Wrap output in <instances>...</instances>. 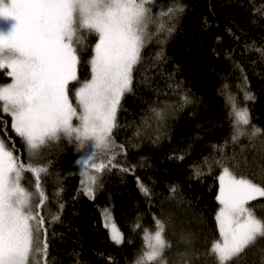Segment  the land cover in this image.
Here are the masks:
<instances>
[{
    "label": "trees",
    "instance_id": "16d2710c",
    "mask_svg": "<svg viewBox=\"0 0 264 264\" xmlns=\"http://www.w3.org/2000/svg\"><path fill=\"white\" fill-rule=\"evenodd\" d=\"M165 4L182 5L185 11L169 39L162 44L153 40L144 49L143 64L134 73L133 92L125 95L117 113L120 127L114 130V137L127 152L117 159L132 171L113 169L104 174L103 187L97 186L92 199L83 194L80 166L74 163L82 151L78 142L61 138L32 159L34 165L49 170L42 175L49 199L41 211L46 218L49 256L56 264H135L144 251V230L155 231L153 216L168 225L166 238L172 243L165 253L168 264H215L205 253L219 238L215 216L220 168L209 173L204 167V174L196 177L192 166L216 156L214 146H224V154L236 156L239 164L251 161L252 168L240 167V174L264 182V139L256 138L252 145L245 138L239 145L225 144L230 141L232 125L224 100L231 90L243 104L240 89L250 91L254 96L247 101L251 123L264 129V56L252 50L264 48V0H160L159 8ZM95 39L89 35L79 52L81 82L91 76L89 61ZM157 54L164 57L158 69ZM146 76L149 84H145ZM8 80L6 70L0 71V85ZM185 95L191 97V103L184 104L181 97ZM151 108L164 109L166 118L161 122L151 119V126L135 137L142 119L152 117ZM0 121L8 124L6 134L0 125V137L9 146L15 141L17 154L27 160L23 144L11 130V117L0 113ZM181 155L183 160L175 158ZM137 178L152 190L151 199L140 191ZM33 183V177L25 174L22 184L32 192ZM173 186L176 198L169 199ZM254 204L256 214L264 218V199ZM105 209L125 236L121 245L111 241L104 227ZM56 215L58 221L47 223ZM261 248L264 241L248 250L238 264H264Z\"/></svg>",
    "mask_w": 264,
    "mask_h": 264
},
{
    "label": "snow or ice",
    "instance_id": "6c2138e0",
    "mask_svg": "<svg viewBox=\"0 0 264 264\" xmlns=\"http://www.w3.org/2000/svg\"><path fill=\"white\" fill-rule=\"evenodd\" d=\"M159 2L0 0V21L7 25L0 28V71L6 70L11 79L10 83L0 85V113L11 117V130L27 153V160L21 159L15 141L9 146L0 137V264H56L49 256L46 218L41 211L49 199L42 175L49 170L32 163L50 143L61 138L78 142L82 151L74 163L80 166L82 192L89 198H95L97 186L103 187L104 174L113 169L132 171L117 159L121 154L127 155L125 146L114 137V130L120 127L117 113L125 95L133 92L134 73L143 64L144 49L153 40L162 44L169 39L185 11L179 4L159 8ZM150 26L155 28L154 32ZM82 33L96 38L89 61L91 76L83 82L78 76V46L85 43ZM252 50L264 56V48ZM155 59L158 69L164 57L157 54ZM149 83L146 76L145 84ZM167 87L173 89L171 83ZM175 89L179 91L178 83ZM240 91L243 104L231 90L224 97L232 125L230 141L225 144L239 145L241 138H245L252 145L256 138L264 139V129L251 123L247 101L254 96L246 89ZM181 99L184 104L191 103L188 95ZM150 111L152 117L142 119L135 137H141L143 129L151 126V119L161 122L166 118L164 109ZM0 125L6 134L7 121H0ZM214 147L216 156L205 157L201 166H192L196 177L204 174V167L209 173L214 167L220 168L216 196L220 207L215 216L219 238L211 242L205 255L215 264H238L248 250L264 241V218L256 214L254 204L264 199V182L257 183L240 174L237 157H227L224 146ZM175 158L183 160L184 156ZM25 174L33 177L34 192L23 186ZM137 180L140 191L151 199L152 190ZM169 192V199H175L177 189L173 186ZM59 218L53 216L47 223ZM153 221L155 231L144 230V251L136 264H168L165 253L172 248L166 238L168 225L156 216ZM104 227L109 229L115 245L125 242L107 209ZM135 227L139 228V223ZM260 250L264 252V248Z\"/></svg>",
    "mask_w": 264,
    "mask_h": 264
},
{
    "label": "rangeland",
    "instance_id": "374dc122",
    "mask_svg": "<svg viewBox=\"0 0 264 264\" xmlns=\"http://www.w3.org/2000/svg\"><path fill=\"white\" fill-rule=\"evenodd\" d=\"M149 7H152V5H149ZM7 25L4 23V22H2V21H0V28H3V27H6ZM150 31H155V28L154 27H151L150 26ZM82 36H83V38H84V41L86 42V40L88 39V37H89V35L87 34V33H82L81 34ZM95 43V42H94ZM85 46V43L84 44H81V45H79L78 46V50H79V52L80 51H82L83 50V47ZM94 46V44L92 45V47ZM92 52H91V57H92ZM91 57H90V60H91ZM90 79V78H89ZM11 82V79L9 78V80H8V82H6V83H4V84H2V85H6V84H8V83H10ZM76 87H79V85L78 86H76ZM73 101H74V98H73ZM75 102V101H74ZM74 123H76V121H74ZM240 164H241V169L242 168H245V169H249V168H252V163H251V161L250 160H247V161H244V162H241L240 161ZM79 173H80V168H79ZM220 174V173H219ZM219 176V175H218ZM82 177V176H81ZM82 179H83V177H82ZM24 186V185H23ZM25 187V186H24ZM218 192H219V189H218ZM218 195V194H217ZM220 207V206H219ZM106 210V209H105ZM105 210H103L102 211V219H103V223H105ZM218 210H219V208H218ZM217 210V211H218ZM108 213L110 214V216H111V222H114V220H113V217H112V214H111V212L108 210ZM216 214H217V212H216ZM115 223V222H114ZM108 231H109V229H108ZM109 234H110V231H109ZM139 259V258H138ZM137 260V259H136ZM135 264H136V261H135Z\"/></svg>",
    "mask_w": 264,
    "mask_h": 264
}]
</instances>
